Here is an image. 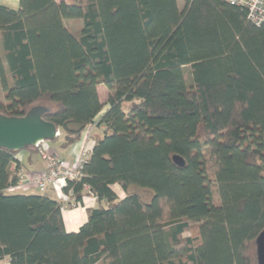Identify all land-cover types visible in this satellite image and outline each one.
<instances>
[{
    "label": "trees",
    "instance_id": "1",
    "mask_svg": "<svg viewBox=\"0 0 264 264\" xmlns=\"http://www.w3.org/2000/svg\"><path fill=\"white\" fill-rule=\"evenodd\" d=\"M79 19L74 32L66 22ZM0 87L2 114L24 116L46 103L44 118L61 131L54 141L62 147L89 128L103 131L82 176L65 189L77 203L87 192L98 200L78 231H67L62 204L48 191H7L18 183L12 165L20 168L22 150L0 148V260L258 264L264 21H251L245 7L227 0L0 4ZM134 187L151 190L150 200Z\"/></svg>",
    "mask_w": 264,
    "mask_h": 264
},
{
    "label": "built area",
    "instance_id": "2",
    "mask_svg": "<svg viewBox=\"0 0 264 264\" xmlns=\"http://www.w3.org/2000/svg\"><path fill=\"white\" fill-rule=\"evenodd\" d=\"M231 4L243 6L247 9L248 18L256 24L264 21V0H227ZM91 128L87 131L90 133ZM57 136H61L58 129ZM49 140L39 141L35 147L40 158L46 164L42 171H27L19 168V177L16 185L10 186L8 192H28L34 187L42 192L52 189L57 199L62 204V211L79 206L80 203L72 199L73 190L65 191L69 180H77L82 176V167L90 155V148H84L75 163L70 164L62 159L56 152L51 151ZM84 200V197H83ZM0 264H11L8 256L0 260Z\"/></svg>",
    "mask_w": 264,
    "mask_h": 264
},
{
    "label": "crops",
    "instance_id": "3",
    "mask_svg": "<svg viewBox=\"0 0 264 264\" xmlns=\"http://www.w3.org/2000/svg\"><path fill=\"white\" fill-rule=\"evenodd\" d=\"M0 4L12 9H18L19 0H0ZM100 89H104V91L106 90L103 85L98 86L99 96L102 100V92ZM87 130L83 132L82 137L78 142L67 147H62L60 141H57V144H51L49 142L51 151L56 152L62 159L68 161L70 164L75 163L82 150L84 148L92 149L96 140L103 135L102 128L100 127H95L91 133H89ZM16 159L20 168H24L27 171H42L46 167L45 163L42 161L36 151L24 149L16 154ZM12 169L14 172L19 170V168L17 169V163L12 165ZM113 188L119 193L121 198L125 197V193L121 189L120 185L115 184ZM28 193H38V189L32 187ZM47 193L55 196L52 189L48 190ZM121 193L123 195H121ZM98 205L97 198L93 194L87 192L84 196L83 202L79 206L63 210V217L67 231H78L81 225H83L87 220L88 216L86 208Z\"/></svg>",
    "mask_w": 264,
    "mask_h": 264
},
{
    "label": "water",
    "instance_id": "4",
    "mask_svg": "<svg viewBox=\"0 0 264 264\" xmlns=\"http://www.w3.org/2000/svg\"><path fill=\"white\" fill-rule=\"evenodd\" d=\"M50 110L47 105L36 104L24 116L0 113V148L24 150L34 147L39 141L54 140L58 127L44 118V114ZM173 158L179 166L185 165V160L180 155H174ZM256 245L258 264H264V229L258 235Z\"/></svg>",
    "mask_w": 264,
    "mask_h": 264
},
{
    "label": "rangeland",
    "instance_id": "5",
    "mask_svg": "<svg viewBox=\"0 0 264 264\" xmlns=\"http://www.w3.org/2000/svg\"><path fill=\"white\" fill-rule=\"evenodd\" d=\"M69 1H71V0H69ZM179 2L180 3H182L183 2V0H179ZM66 24H67V26L72 30V31H74V32H79V29H81V27L83 26V20H78V21H76V20H69V21H67L66 22ZM80 24V25H79ZM187 77H188V81L189 82H191L192 81V79H191V76H190V70L189 69H187ZM100 91L102 92V100H105L106 99V96H107V94H106V91H104V89H100ZM0 100L1 101H5V96H4V92H3V90L1 89V87H0ZM39 104H42V105H47L46 103H39ZM129 108V106H128V104H125L124 105V109L125 110H127ZM94 130V129H93ZM62 136V135H61ZM50 143L52 144H57L58 142L57 141H50ZM43 161V160H42ZM44 162V161H43ZM46 165V164H45ZM46 168V167H45ZM214 186H215V184H214ZM114 188H116V187H114ZM135 189V191H137V192H141L142 193V195L147 199L146 201H149L150 200V198L149 197H151V195L153 194V192L151 191V190H147V189H144V188H140V187H134ZM148 191V192H147ZM215 192V191H214ZM121 195H123L122 193H121ZM217 198H216V194H215V200H216Z\"/></svg>",
    "mask_w": 264,
    "mask_h": 264
}]
</instances>
